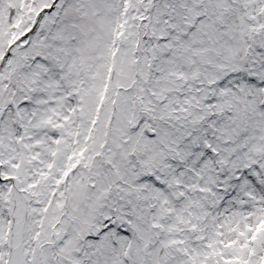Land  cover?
<instances>
[{
  "label": "snow or ice",
  "instance_id": "obj_1",
  "mask_svg": "<svg viewBox=\"0 0 264 264\" xmlns=\"http://www.w3.org/2000/svg\"><path fill=\"white\" fill-rule=\"evenodd\" d=\"M0 264H264V0H0Z\"/></svg>",
  "mask_w": 264,
  "mask_h": 264
}]
</instances>
